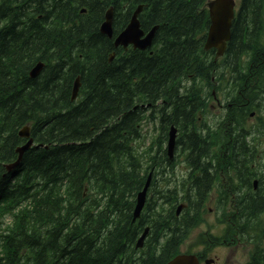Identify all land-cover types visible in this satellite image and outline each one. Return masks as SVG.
I'll return each instance as SVG.
<instances>
[{"label":"trees","instance_id":"16d2710c","mask_svg":"<svg viewBox=\"0 0 264 264\" xmlns=\"http://www.w3.org/2000/svg\"><path fill=\"white\" fill-rule=\"evenodd\" d=\"M206 2L0 0V230L4 218L12 220L0 233V264H166L200 224L221 172L229 179L220 196L235 198L232 223L240 230L259 220L264 184L253 191L251 166L260 165L255 156L264 132L243 124L252 113L264 122V0H242L220 63L204 50ZM139 6L142 29L157 27L152 47L115 48ZM109 8L112 39L100 32ZM38 62L44 68L31 78ZM226 64L229 102L211 129L199 123L206 98L198 80L211 90ZM145 123L157 125L158 147L140 153ZM26 125L37 147L7 173L26 142L19 136ZM172 126L174 153L192 172L188 183L173 188L162 184L163 176L174 177L177 162L166 150ZM151 173L150 198L133 222L136 197ZM218 210L226 215V207ZM146 227L145 246L137 250ZM208 237L196 243L208 246ZM261 253L256 249L250 264H264Z\"/></svg>","mask_w":264,"mask_h":264},{"label":"rangeland","instance_id":"374dc122","mask_svg":"<svg viewBox=\"0 0 264 264\" xmlns=\"http://www.w3.org/2000/svg\"><path fill=\"white\" fill-rule=\"evenodd\" d=\"M236 1V8L238 9L240 6L241 0H235ZM218 62H222L221 59L218 60ZM231 64V62H229ZM232 65V64H231ZM242 65V64H241ZM239 73V72H238ZM237 73V74H238ZM232 73H231V67L226 64V68L224 72H222V79L220 81L221 85L220 88L214 91L216 100L212 97H206V103L205 107H203V110L199 114V122L201 124L207 123V126H209L211 129L217 128V123L222 120L223 113L225 114V111L223 112V106H219L218 101L222 105H224L226 100V81L231 80ZM199 86L202 89V95L205 96L208 93V86H205V83L202 80H198ZM210 92V91H209ZM263 108H264V100H263ZM258 116L256 118L249 117L247 121L243 124L245 128H260L258 129L259 134H263L264 128L260 127L263 126L264 122L258 121ZM262 118V115L260 116ZM144 136L141 141H139V152H148L151 150L154 152L156 148L158 147L157 144H155L153 141L156 139L159 135V131L155 129L154 124L146 123L144 124ZM259 138V137H258ZM252 140V137L251 139ZM258 141V139H257ZM256 141V143H257ZM258 163L260 164L257 167L251 166V169H254V174L259 176V173L261 172V168H264V138L260 137L258 142ZM256 155V154H255ZM167 175L163 176V182L164 185L166 181ZM152 175L151 180L148 184V188L152 186ZM213 196L217 197L216 192L213 193ZM217 204L215 203V200L210 202L207 208V212L203 215L202 218V226H199L197 230H195L191 236V238L186 242L185 247L183 250H186L192 243H194V239L196 236H198L201 232H211L214 236H217L219 238V247H217V251L213 252V255H218L220 264H246L249 262L250 254L254 249L253 242L256 241V238H254L256 235L253 234L252 241L249 240V242H239V244H235L234 242L227 243L225 241V230L224 225L219 221L218 219V211L216 210ZM264 220V215H263ZM10 220H8V223ZM261 245V247H264V238L261 237V239L258 241ZM218 243V242H217ZM201 248V247H200ZM199 248H194V251H197ZM213 251V250H212Z\"/></svg>","mask_w":264,"mask_h":264},{"label":"water","instance_id":"95a60500","mask_svg":"<svg viewBox=\"0 0 264 264\" xmlns=\"http://www.w3.org/2000/svg\"><path fill=\"white\" fill-rule=\"evenodd\" d=\"M209 9V17H210V25L208 28V34L205 44V49H216L217 56L220 57L224 54L226 49V44L231 40V27L232 21L234 19V7L235 2L233 0H212L208 3ZM141 11V8H138L137 11L131 18L128 26L115 38L114 46L116 48L123 47L127 48L132 45L134 49L139 50H147L151 48L153 39L155 36V32L157 27H154L147 35H145L144 31L141 29L138 15ZM101 34L107 36L108 38H113V27H112V11L109 10L105 15L104 23L100 27ZM44 68V65H37L30 73L31 78H35L39 75L41 70ZM79 79L76 80L75 86L73 89V99L76 98L79 89ZM175 134L176 131L174 128L171 129L169 134L168 141V154L172 155L175 146ZM20 136L24 138H29V128L25 127L21 132ZM33 141L29 140L24 146L17 149V153L19 154L18 160L8 166V171L14 169L18 164L23 155V153L30 149ZM148 187V182L146 184V188L137 196L136 207L134 210V220H136L140 216V212L145 203V195ZM148 229L145 230L141 238L137 243V248H142L144 239L147 236ZM167 264H198L196 257L194 256H186L180 255L175 257L173 260L168 262Z\"/></svg>","mask_w":264,"mask_h":264},{"label":"flooded vegetation","instance_id":"af4514ba","mask_svg":"<svg viewBox=\"0 0 264 264\" xmlns=\"http://www.w3.org/2000/svg\"><path fill=\"white\" fill-rule=\"evenodd\" d=\"M259 179L258 180V186H259V182H261L262 184H264V175H260V176H257ZM213 186V183L211 185V187ZM264 209V208H263ZM263 215H264V210L260 211L257 216H256V219H263ZM234 217H232V220H233ZM232 220L229 221L230 223V226L229 228L232 229V228H235V225L232 223ZM249 232V230H244L242 231V234H247Z\"/></svg>","mask_w":264,"mask_h":264},{"label":"bare ground","instance_id":"6f19581e","mask_svg":"<svg viewBox=\"0 0 264 264\" xmlns=\"http://www.w3.org/2000/svg\"><path fill=\"white\" fill-rule=\"evenodd\" d=\"M39 64H41V65L43 64V65H44V63H42V62H38V63L36 64V66L39 65ZM36 66H35V67H36ZM35 67H34V68H35ZM34 68H33V69H34ZM33 69H32V70H33ZM32 70H31V71H32ZM30 73H31V72H30ZM209 91H210V90H209ZM209 91H208V93H207L205 96H202V97H203V98H204V97H205V98H206V97H209V94H210ZM252 135H253V134H252Z\"/></svg>","mask_w":264,"mask_h":264}]
</instances>
